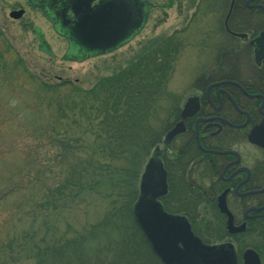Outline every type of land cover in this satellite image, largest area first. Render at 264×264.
Here are the masks:
<instances>
[{
	"label": "flooded vegetation",
	"instance_id": "flooded-vegetation-1",
	"mask_svg": "<svg viewBox=\"0 0 264 264\" xmlns=\"http://www.w3.org/2000/svg\"><path fill=\"white\" fill-rule=\"evenodd\" d=\"M190 1L202 49L193 79L180 92L169 89L174 103L143 164L145 197L166 223H187L191 236L181 234L175 243L180 264H264V0ZM18 4L22 15L25 9L40 14L74 58L128 40L150 9L148 0ZM87 18L107 30L92 42L75 32L88 29ZM217 36L221 48H206Z\"/></svg>",
	"mask_w": 264,
	"mask_h": 264
},
{
	"label": "trees",
	"instance_id": "trees-1",
	"mask_svg": "<svg viewBox=\"0 0 264 264\" xmlns=\"http://www.w3.org/2000/svg\"><path fill=\"white\" fill-rule=\"evenodd\" d=\"M174 38L147 41L89 88L49 84L29 73L32 91L47 98L37 100L33 112L40 116L44 102L49 109L39 127L48 155L33 163L29 179L35 177L37 189L15 214L20 226L0 241V264H163L132 208L143 163L174 103L167 88L179 50ZM13 62L15 68L23 63L21 57ZM5 63L0 50V65ZM64 85L69 88L61 92ZM92 204L97 216L83 213L82 225L68 218Z\"/></svg>",
	"mask_w": 264,
	"mask_h": 264
},
{
	"label": "rangeland",
	"instance_id": "rangeland-1",
	"mask_svg": "<svg viewBox=\"0 0 264 264\" xmlns=\"http://www.w3.org/2000/svg\"><path fill=\"white\" fill-rule=\"evenodd\" d=\"M148 1V19L137 34L106 53L76 59L69 53L67 41L57 35L40 14L25 9L24 15L13 18L9 12L15 10L20 0H0V50L6 60L0 65V241L13 226H20L15 222V214L38 183L35 177L29 179L35 169L33 163L41 162L48 155L39 127L48 121L49 109L44 102L40 116L33 112L37 100L47 98L32 91L36 83L30 74L49 84L69 81L89 88L98 78L123 66L147 41L146 44L152 43L156 37L174 32L171 36L176 37L179 50L167 88L180 92L184 84L193 79L198 65L196 55L203 41L200 34L194 33L189 20L191 1ZM36 29L42 33V40ZM221 40L217 36L213 45L208 42L206 48H221ZM15 57H21L22 66L14 67ZM68 88L62 86L61 92ZM6 191L7 197L4 196ZM97 211V205L92 204L86 209L80 208V213L67 215L79 226L86 217L83 213L90 219L91 215L97 216ZM60 225L63 228L64 222Z\"/></svg>",
	"mask_w": 264,
	"mask_h": 264
},
{
	"label": "water",
	"instance_id": "water-1",
	"mask_svg": "<svg viewBox=\"0 0 264 264\" xmlns=\"http://www.w3.org/2000/svg\"><path fill=\"white\" fill-rule=\"evenodd\" d=\"M22 12L23 10H13L9 13V15L13 18H18ZM86 24L88 29H79V31H75L84 41L92 42L93 40L91 39L96 38L101 31L104 33L107 32V30L102 29V27L97 29V25L94 20H89L87 18L85 20V25ZM81 39L79 40V43L84 42L83 40L81 41ZM119 41L115 43H121L123 40ZM114 45V41L112 43L109 42L107 47H111L105 49L102 48L100 51L112 49ZM146 174L147 173H142L141 175L139 184L140 192L137 200L133 204L132 210L134 218L157 256L161 258L165 264L179 263L182 257V250L175 245V243L178 238H180L179 235L182 234L190 237L191 233L187 229V223L180 224L175 221L170 223L167 221L166 223L165 217L162 215L158 205L155 204L152 197L150 199L145 197L146 185L144 181Z\"/></svg>",
	"mask_w": 264,
	"mask_h": 264
}]
</instances>
